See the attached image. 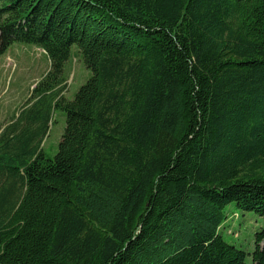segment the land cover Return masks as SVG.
<instances>
[{"label": "trees", "instance_id": "1", "mask_svg": "<svg viewBox=\"0 0 264 264\" xmlns=\"http://www.w3.org/2000/svg\"><path fill=\"white\" fill-rule=\"evenodd\" d=\"M15 42L51 68L0 133V264H264V227L222 234L232 204L264 221V0H0Z\"/></svg>", "mask_w": 264, "mask_h": 264}, {"label": "rangeland", "instance_id": "2", "mask_svg": "<svg viewBox=\"0 0 264 264\" xmlns=\"http://www.w3.org/2000/svg\"><path fill=\"white\" fill-rule=\"evenodd\" d=\"M50 68L47 54L34 44L15 42L0 57V133L6 125L17 120L33 89ZM64 76L67 79L64 96L68 100H73L92 76L76 46L72 48L70 60L65 65ZM65 129L66 114L54 110L50 130L42 145L48 158L56 156ZM226 212L227 220L222 228L225 240L253 253L255 235L264 227L263 219L256 213L238 209L234 204L227 207ZM251 260L249 256L248 262Z\"/></svg>", "mask_w": 264, "mask_h": 264}]
</instances>
